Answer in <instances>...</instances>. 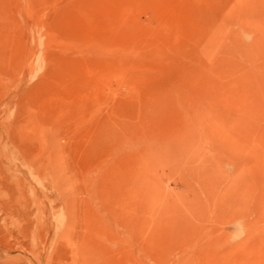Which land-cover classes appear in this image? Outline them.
<instances>
[{
  "label": "rangeland",
  "instance_id": "374dc122",
  "mask_svg": "<svg viewBox=\"0 0 264 264\" xmlns=\"http://www.w3.org/2000/svg\"><path fill=\"white\" fill-rule=\"evenodd\" d=\"M95 263L264 264V0H0V264Z\"/></svg>",
  "mask_w": 264,
  "mask_h": 264
},
{
  "label": "bare ground",
  "instance_id": "6f19581e",
  "mask_svg": "<svg viewBox=\"0 0 264 264\" xmlns=\"http://www.w3.org/2000/svg\"><path fill=\"white\" fill-rule=\"evenodd\" d=\"M242 220V219H241ZM244 221V220H243ZM242 222V221H241ZM242 245V244H241ZM240 244H238V248H240L239 246H241ZM234 247V246H233ZM227 249V248H226ZM230 249V248H229ZM231 251H233L232 249H230ZM230 250L228 251V249H227V253L228 252H230ZM235 250V249H234ZM238 250V249H237ZM240 250V249H239ZM95 251V250H94ZM241 251V250H240ZM235 252V251H234ZM225 253H226V251H225ZM232 253V252H231ZM236 253H237V251H236ZM230 254V253H229ZM241 253H239V255H240ZM243 254V253H242ZM242 257V256H241ZM241 259H243V257L241 258ZM96 264V263H95Z\"/></svg>",
  "mask_w": 264,
  "mask_h": 264
}]
</instances>
